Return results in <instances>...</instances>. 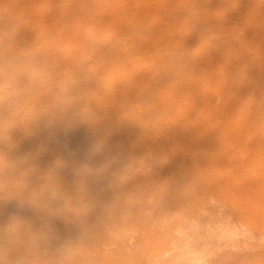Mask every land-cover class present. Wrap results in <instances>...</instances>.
<instances>
[{"label":"rangeland","instance_id":"rangeland-1","mask_svg":"<svg viewBox=\"0 0 264 264\" xmlns=\"http://www.w3.org/2000/svg\"><path fill=\"white\" fill-rule=\"evenodd\" d=\"M1 7L0 264H264V118L258 148L241 143L222 162L219 140L187 159L173 140L161 146L168 117H99L98 97L129 84L95 61L90 76L82 44L40 40L22 5L9 15ZM236 17L241 49L255 24ZM189 76L201 86L206 75Z\"/></svg>","mask_w":264,"mask_h":264},{"label":"bare ground","instance_id":"bare-ground-1","mask_svg":"<svg viewBox=\"0 0 264 264\" xmlns=\"http://www.w3.org/2000/svg\"><path fill=\"white\" fill-rule=\"evenodd\" d=\"M50 1L6 0L0 6L9 15L22 5L32 23L31 35L40 40H71L70 50L82 44V53L90 52L83 64L90 76L94 73L88 65L95 61L97 72L113 69L111 78L129 84L122 94L110 90L98 97L99 117H168L170 135L161 146L170 148L167 142L173 140L172 148L186 158L219 140L222 162H230L226 153L241 143L260 146L262 123L257 120L264 118V90L256 84L257 77L264 79V3L260 0H55L56 10L50 9ZM235 17L255 24L253 40L243 47L238 42L241 49L233 45L239 38L236 28H230ZM215 31L214 41L209 42L205 35ZM196 45L197 52H190L188 47ZM239 53L244 56L231 71L229 64ZM126 67L129 76L121 74ZM195 68L206 75L201 86L189 76ZM228 75L229 81L234 78L243 84L240 90L233 82L229 85ZM252 76L256 82L250 86ZM253 96L258 98L255 103ZM115 101L125 104L115 108ZM231 117L244 118L238 123ZM32 133L25 135L20 147Z\"/></svg>","mask_w":264,"mask_h":264}]
</instances>
